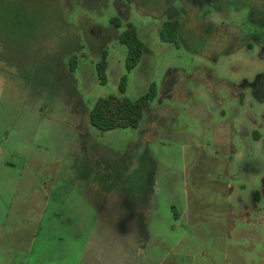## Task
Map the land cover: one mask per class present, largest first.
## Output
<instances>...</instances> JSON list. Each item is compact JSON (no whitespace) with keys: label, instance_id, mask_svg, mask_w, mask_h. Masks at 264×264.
<instances>
[{"label":"rangeland","instance_id":"1","mask_svg":"<svg viewBox=\"0 0 264 264\" xmlns=\"http://www.w3.org/2000/svg\"><path fill=\"white\" fill-rule=\"evenodd\" d=\"M152 84L139 128L91 124ZM0 264H264V0H0Z\"/></svg>","mask_w":264,"mask_h":264},{"label":"trees","instance_id":"2","mask_svg":"<svg viewBox=\"0 0 264 264\" xmlns=\"http://www.w3.org/2000/svg\"><path fill=\"white\" fill-rule=\"evenodd\" d=\"M14 3L17 0H8ZM162 18V17H161ZM111 24L122 29L119 35V43L126 48L125 65L129 72L133 71L141 62L146 45L140 38L139 30L132 22L124 24L119 17H112ZM187 24L182 22L179 16L169 18L163 22L159 32L160 40L163 43H171L180 46L181 36ZM69 68L72 73L77 70L78 58L73 56L69 61ZM108 51L102 53L100 61L97 63V73L101 84H106L108 77ZM127 87V77L124 76L120 83V91L125 92ZM158 95L157 87L152 84L149 91L138 99H131L125 95L99 98L89 117L91 124L101 132H108L116 129L140 127L146 110L151 102Z\"/></svg>","mask_w":264,"mask_h":264},{"label":"crops","instance_id":"3","mask_svg":"<svg viewBox=\"0 0 264 264\" xmlns=\"http://www.w3.org/2000/svg\"><path fill=\"white\" fill-rule=\"evenodd\" d=\"M126 53H127V51H126ZM108 57H109V55H108ZM108 68H109V62H108Z\"/></svg>","mask_w":264,"mask_h":264}]
</instances>
